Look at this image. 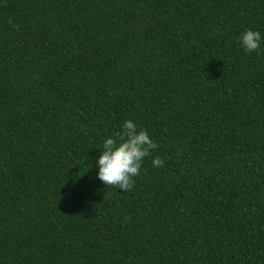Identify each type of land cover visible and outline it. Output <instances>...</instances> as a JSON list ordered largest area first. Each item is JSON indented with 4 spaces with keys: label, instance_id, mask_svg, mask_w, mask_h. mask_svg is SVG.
<instances>
[{
    "label": "trees",
    "instance_id": "obj_1",
    "mask_svg": "<svg viewBox=\"0 0 264 264\" xmlns=\"http://www.w3.org/2000/svg\"><path fill=\"white\" fill-rule=\"evenodd\" d=\"M0 264H264V0H0Z\"/></svg>",
    "mask_w": 264,
    "mask_h": 264
},
{
    "label": "clouds",
    "instance_id": "obj_2",
    "mask_svg": "<svg viewBox=\"0 0 264 264\" xmlns=\"http://www.w3.org/2000/svg\"><path fill=\"white\" fill-rule=\"evenodd\" d=\"M239 40L247 52L260 50L261 34L259 31L247 29L240 34ZM158 147L144 128H139L132 120L124 121L122 131L108 137L103 143V151L96 161L98 179L106 187L121 189L124 192L134 188V177L140 175V169L145 157H148ZM153 166L164 167L161 157L152 160ZM126 219H130L126 217Z\"/></svg>",
    "mask_w": 264,
    "mask_h": 264
}]
</instances>
